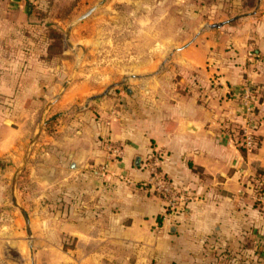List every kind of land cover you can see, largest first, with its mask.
I'll return each mask as SVG.
<instances>
[{
	"label": "crops",
	"instance_id": "crops-1",
	"mask_svg": "<svg viewBox=\"0 0 264 264\" xmlns=\"http://www.w3.org/2000/svg\"><path fill=\"white\" fill-rule=\"evenodd\" d=\"M224 5L221 22L172 57L190 76L173 78L166 71L157 78L129 76L125 82H131L132 90H127L126 101L97 103L90 138H83L86 124L69 134L61 127L56 140L41 141L40 132L26 159L38 116H49L81 97L67 92L53 106L41 107L43 87L48 86L38 85L31 60L21 72L12 40L22 33L7 28V7L12 5L0 0V264H31L16 213L25 212L20 188L27 180L32 187L39 184V171L47 177L56 166L66 168L65 188L80 186L72 194L67 189L66 197L81 198L78 221L71 225L68 218L62 220L59 229L79 246H97L83 254L62 250L56 255L61 264H204L213 242L237 252L238 258L264 264V203L256 204L247 186L248 176L264 175V0H227ZM246 79L259 93L258 147L252 152L231 142ZM106 142L120 149L115 160ZM39 148L46 149L43 163L37 159ZM155 155L160 174L186 199L171 215L165 214L164 198L149 185L146 160ZM70 162L75 169H69ZM27 170L26 178L22 173ZM44 183L39 195L26 194L31 213H49V205L39 198L50 200L55 190L49 177Z\"/></svg>",
	"mask_w": 264,
	"mask_h": 264
},
{
	"label": "rangeland",
	"instance_id": "rangeland-1",
	"mask_svg": "<svg viewBox=\"0 0 264 264\" xmlns=\"http://www.w3.org/2000/svg\"><path fill=\"white\" fill-rule=\"evenodd\" d=\"M7 2L12 5L11 8L7 7V15L10 17V20L7 18V28H15L22 33L17 39L12 40L19 52L21 72L26 68L24 64L31 60L32 67L27 68L31 70L38 85L41 83L48 86L43 87L46 97L40 103L41 107L53 106L67 92L81 97L78 103L66 105L60 110L55 109L49 116L48 114L44 117L38 116L39 128L27 150L28 158L39 140L40 132L43 137L41 141H46V137H53L56 140L61 127L66 126L65 133L69 134L84 128L86 124L83 138H90L93 125L97 122L95 110L97 103L107 99L117 102L121 98L126 101L128 98L127 90H132V87L130 81L121 83L125 77H138L145 73L147 77L157 78L165 71L171 72L173 78L174 74L177 78L190 76V73L182 72L179 66L171 62L172 57L221 22L227 0H7ZM92 9L94 10L87 17L79 21L80 17ZM143 68L148 70L143 71ZM72 123H77L78 126ZM93 139L96 141V136ZM111 145L115 144L105 143V149L109 154L111 152L108 147ZM48 152L58 158L55 151L48 149ZM45 153L46 149H38L39 163H43L42 157ZM111 157L114 160L118 158ZM155 159H158V155L147 158V170ZM70 163L69 169H75V164ZM53 169L48 172L47 177L51 179L55 194L50 200L39 198V201L49 205L48 215L40 214V211L31 213L32 201L26 196L27 193L31 196L43 192L47 172L39 171L41 182L34 187L27 180L23 181L20 188L23 191L22 209L25 210L29 225L32 220L34 221L33 229H30L31 236L28 237L24 215L16 210L22 219L25 240L29 244V253L26 251L27 263L30 260L31 264H61L56 255H61L62 250L67 254H83L93 249L97 251V246H79L74 236L59 229L62 220L68 218L71 225L78 221L81 213L77 205L81 198L70 195L66 197V190L70 189L62 184L67 183L66 171H63L66 168L60 169L56 166ZM157 171L160 174L158 166ZM24 172L23 177L27 178L30 171ZM257 175L256 173L247 178V186L251 187L252 192L253 177ZM12 180L9 181V187ZM149 185L154 189L151 183ZM79 187L78 184L70 189L71 194L78 191ZM171 187L174 193L172 196L154 189L155 193L164 198L167 215L176 213L179 208L181 210L186 202L185 197L173 185ZM258 203L264 201L256 202ZM93 215L91 213L92 217ZM40 217L43 220H38ZM90 232L93 233L94 230ZM36 238L38 240L35 243ZM206 249L209 257L204 264H253L247 259L238 258L237 252L232 250L228 252L226 248L214 242Z\"/></svg>",
	"mask_w": 264,
	"mask_h": 264
},
{
	"label": "built area",
	"instance_id": "built-area-1",
	"mask_svg": "<svg viewBox=\"0 0 264 264\" xmlns=\"http://www.w3.org/2000/svg\"><path fill=\"white\" fill-rule=\"evenodd\" d=\"M209 66H213L209 64ZM258 88L250 79H246L239 91L238 102L240 106V123L231 139L232 144L244 152H252L258 147L257 129L260 126L258 118L259 96ZM108 150L114 155L121 154L117 146H109ZM158 159L149 166V183L158 192L172 196L173 188L157 171ZM253 196L256 202L264 201V175L253 177ZM182 200V199H181Z\"/></svg>",
	"mask_w": 264,
	"mask_h": 264
},
{
	"label": "water",
	"instance_id": "water-1",
	"mask_svg": "<svg viewBox=\"0 0 264 264\" xmlns=\"http://www.w3.org/2000/svg\"><path fill=\"white\" fill-rule=\"evenodd\" d=\"M93 10H94V9L90 10L86 15H83L82 17H80V18H79V21H81V20H83L85 17H87V16H88ZM68 32H69V31H68ZM66 40H67V41L69 40V33H67V35H66ZM69 45L71 46V44H69ZM127 79H128V77H125V78L122 80L121 83H124ZM94 99H95V98H94ZM27 156H28V155L26 154V157H27ZM26 159H27V158H26ZM138 162H139V160L136 159V160H135L136 165H138ZM22 214L24 215L25 222H26L27 235H28V237H30V236H31V231H30L29 220H28L27 215L25 214L24 211H22ZM31 250H32V249L30 248V251H31ZM31 259H32V258H31Z\"/></svg>",
	"mask_w": 264,
	"mask_h": 264
},
{
	"label": "trees",
	"instance_id": "trees-1",
	"mask_svg": "<svg viewBox=\"0 0 264 264\" xmlns=\"http://www.w3.org/2000/svg\"><path fill=\"white\" fill-rule=\"evenodd\" d=\"M241 151H243V150H241ZM165 181H167L166 179H164ZM168 182V181H167Z\"/></svg>",
	"mask_w": 264,
	"mask_h": 264
}]
</instances>
